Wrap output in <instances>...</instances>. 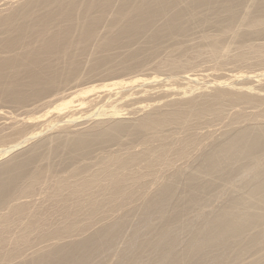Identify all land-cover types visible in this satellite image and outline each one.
<instances>
[{"label":"bare ground","instance_id":"1","mask_svg":"<svg viewBox=\"0 0 264 264\" xmlns=\"http://www.w3.org/2000/svg\"><path fill=\"white\" fill-rule=\"evenodd\" d=\"M0 264H264V0H0Z\"/></svg>","mask_w":264,"mask_h":264},{"label":"rangeland","instance_id":"2","mask_svg":"<svg viewBox=\"0 0 264 264\" xmlns=\"http://www.w3.org/2000/svg\"><path fill=\"white\" fill-rule=\"evenodd\" d=\"M142 73H143V74H147L148 72H147L146 69H143V70H142ZM150 73H151V75H154V72H153V71H150ZM162 73H166V72H162ZM41 112H42V111H41Z\"/></svg>","mask_w":264,"mask_h":264}]
</instances>
